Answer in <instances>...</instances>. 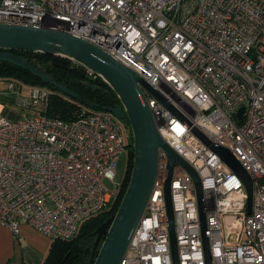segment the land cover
I'll return each instance as SVG.
<instances>
[{
	"label": "built area",
	"instance_id": "1",
	"mask_svg": "<svg viewBox=\"0 0 264 264\" xmlns=\"http://www.w3.org/2000/svg\"><path fill=\"white\" fill-rule=\"evenodd\" d=\"M0 23L68 31L148 81L177 112L145 91L161 136L200 177L210 264H264V0H0ZM50 98L34 86L23 100L33 115L0 116V224L14 235L29 225L68 239L116 202L127 135L107 110L51 117ZM195 128L251 174V214L242 178ZM167 170L161 149L153 193L120 264H174ZM171 192L179 264H208L196 187L179 164Z\"/></svg>",
	"mask_w": 264,
	"mask_h": 264
},
{
	"label": "water",
	"instance_id": "2",
	"mask_svg": "<svg viewBox=\"0 0 264 264\" xmlns=\"http://www.w3.org/2000/svg\"><path fill=\"white\" fill-rule=\"evenodd\" d=\"M6 50L43 52L70 58L101 76L120 98V104L113 107H103L102 110L113 112L120 120L129 121L133 134L134 167L118 211L95 231L96 240L91 264L121 263L153 193L158 175L161 149L166 152L168 157V170L164 182V198L173 263L179 264V256L171 180L175 165L179 164L191 175L196 187L204 234L205 255L208 264H210L209 239L205 236L206 208L200 177L193 166L161 136L145 91L177 113L172 105L165 101L148 81L131 68L117 61L99 46L68 31L54 29L49 26L32 27L0 23V62L11 63L25 69L61 92L82 101V98L77 93L62 85L53 77L40 72L29 63L27 58ZM244 110L245 107L239 109L237 114L238 121H242ZM194 132L242 178L248 193L247 211L248 214H251L254 193L251 174L229 149L214 145L198 128H195Z\"/></svg>",
	"mask_w": 264,
	"mask_h": 264
},
{
	"label": "trees",
	"instance_id": "3",
	"mask_svg": "<svg viewBox=\"0 0 264 264\" xmlns=\"http://www.w3.org/2000/svg\"><path fill=\"white\" fill-rule=\"evenodd\" d=\"M24 56L40 72L53 77L62 85L77 93L82 101L70 97L56 87L45 83L31 72L7 62H0V78H14L31 86L44 87L51 91L50 104L46 113L54 118L72 121L78 118L82 109L88 112L101 111L103 107L120 104V98L111 86L96 73H90L80 63L59 55L43 52L6 50ZM130 127L128 120H121ZM124 129L126 126L124 125ZM127 135V168L122 189L113 208L102 211L87 220L79 233L72 238H55L43 264H91L96 229L119 209L129 185L134 167L133 134L131 127Z\"/></svg>",
	"mask_w": 264,
	"mask_h": 264
},
{
	"label": "crops",
	"instance_id": "4",
	"mask_svg": "<svg viewBox=\"0 0 264 264\" xmlns=\"http://www.w3.org/2000/svg\"><path fill=\"white\" fill-rule=\"evenodd\" d=\"M33 86L14 78H0V116L18 119L35 111L23 104L31 97ZM52 239L29 225L18 235L0 224V264H43Z\"/></svg>",
	"mask_w": 264,
	"mask_h": 264
},
{
	"label": "rangeland",
	"instance_id": "5",
	"mask_svg": "<svg viewBox=\"0 0 264 264\" xmlns=\"http://www.w3.org/2000/svg\"><path fill=\"white\" fill-rule=\"evenodd\" d=\"M125 126H126V129H124L125 131H124V133L126 134V135H129L130 134V132H129V129H130V127L129 126H127V124H124ZM127 161H128V158H127V153H123L121 156H120V159H119V161H118V166H117V180L118 181H122L123 179H124V177H125V173H126V168H127ZM113 206H114V204H113ZM113 206L111 207V209L113 208ZM94 217V216H93ZM92 218V217H91ZM90 219V218H89ZM88 219V220H89ZM86 222V221H85ZM84 222V223H85ZM83 223V224H84ZM82 224V225H83ZM82 225H81V227H82ZM81 227H80V229H81ZM80 229L78 230V233H79V231H80ZM77 233V234H78ZM76 234V235H77ZM75 235V236H76ZM74 236V237H75Z\"/></svg>",
	"mask_w": 264,
	"mask_h": 264
},
{
	"label": "flooded vegetation",
	"instance_id": "6",
	"mask_svg": "<svg viewBox=\"0 0 264 264\" xmlns=\"http://www.w3.org/2000/svg\"><path fill=\"white\" fill-rule=\"evenodd\" d=\"M123 184V183H122ZM121 189H122V187H121ZM121 189H120V191H121Z\"/></svg>",
	"mask_w": 264,
	"mask_h": 264
}]
</instances>
